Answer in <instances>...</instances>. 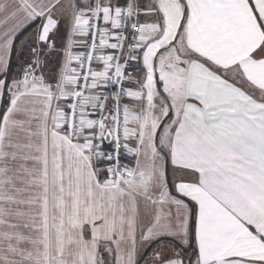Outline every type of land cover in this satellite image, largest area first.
Segmentation results:
<instances>
[{
    "label": "snow or ice",
    "instance_id": "6c2138e0",
    "mask_svg": "<svg viewBox=\"0 0 264 264\" xmlns=\"http://www.w3.org/2000/svg\"><path fill=\"white\" fill-rule=\"evenodd\" d=\"M0 264H264V0H0Z\"/></svg>",
    "mask_w": 264,
    "mask_h": 264
}]
</instances>
